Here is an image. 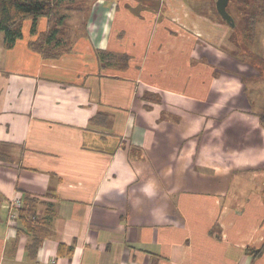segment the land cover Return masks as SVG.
Returning a JSON list of instances; mask_svg holds the SVG:
<instances>
[{
  "label": "crops",
  "instance_id": "crops-1",
  "mask_svg": "<svg viewBox=\"0 0 264 264\" xmlns=\"http://www.w3.org/2000/svg\"><path fill=\"white\" fill-rule=\"evenodd\" d=\"M68 1L59 57L0 37V264H264V75L216 71L215 0Z\"/></svg>",
  "mask_w": 264,
  "mask_h": 264
},
{
  "label": "trees",
  "instance_id": "trees-1",
  "mask_svg": "<svg viewBox=\"0 0 264 264\" xmlns=\"http://www.w3.org/2000/svg\"><path fill=\"white\" fill-rule=\"evenodd\" d=\"M233 2V1H231ZM67 0H0V35H3V46L5 49L11 48L14 43L21 38V26L23 21L30 19L32 21L31 32L36 31V22L40 18H47L54 23L55 27H50L44 34H39L35 41L29 43V47L34 51L40 53L44 58H57L64 50L53 51L48 47V44H54L58 42L57 35L59 34L57 25L62 22L63 17L60 16L56 20L54 19L59 15L60 11L68 9ZM211 14L215 18L227 24L221 19L215 9V3H211ZM229 3L227 5L228 13L233 17L234 24L236 21L234 16L229 11ZM261 9V10H260ZM248 19V34L249 38L255 33L256 23L259 16L264 15V7L259 8L258 11L253 13L244 14ZM234 26V27H235ZM233 27V28H234ZM251 61H259V65L263 64L264 60L260 56L251 55ZM259 121L264 127V116H259ZM24 207L20 209L19 218L23 220L26 228L32 222L31 218L35 217L34 208L37 204V199L26 197L24 200ZM34 234V233H33ZM28 244V251L35 253L41 240L39 237H35ZM259 252H256L258 254Z\"/></svg>",
  "mask_w": 264,
  "mask_h": 264
},
{
  "label": "rangeland",
  "instance_id": "rangeland-1",
  "mask_svg": "<svg viewBox=\"0 0 264 264\" xmlns=\"http://www.w3.org/2000/svg\"><path fill=\"white\" fill-rule=\"evenodd\" d=\"M74 0L68 2L73 3ZM199 4V3H198ZM196 5V4H195ZM201 5V4H199ZM75 6V5H73ZM197 6V5H196ZM229 10L233 14L236 26L231 28L228 24H224L218 21L214 15L211 14L208 20L207 29L204 28L202 32V39L210 44V53L212 56L213 49L218 50L221 54L219 57H223L224 64L222 67L216 68L219 74H231L234 75L233 79L237 81V61L246 62L247 65H252L253 69L258 74L264 75L263 64L259 65V61H251V55H262L264 57V33L263 35L256 36V32L249 38L248 34V19L247 15L264 7V0H236L229 1ZM141 7V6H139ZM146 8V7H144ZM202 12H206V8L202 9ZM261 10V9H260ZM264 20V15H262ZM260 17V16H259ZM264 23V22H263ZM217 24V25H215ZM256 29V26H255ZM0 37H3L1 34ZM258 37V38H257ZM210 56V58H211ZM213 66V65H212ZM246 78V77H245ZM214 79L215 73H214ZM244 86L247 88L248 80H243ZM233 87V85H230ZM229 86V87H230ZM230 87V88H231Z\"/></svg>",
  "mask_w": 264,
  "mask_h": 264
},
{
  "label": "water",
  "instance_id": "water-1",
  "mask_svg": "<svg viewBox=\"0 0 264 264\" xmlns=\"http://www.w3.org/2000/svg\"><path fill=\"white\" fill-rule=\"evenodd\" d=\"M230 0H215V9L223 21L231 28L235 26L233 17L227 11V5Z\"/></svg>",
  "mask_w": 264,
  "mask_h": 264
},
{
  "label": "built area",
  "instance_id": "built-area-1",
  "mask_svg": "<svg viewBox=\"0 0 264 264\" xmlns=\"http://www.w3.org/2000/svg\"><path fill=\"white\" fill-rule=\"evenodd\" d=\"M15 204L19 205V203H15Z\"/></svg>",
  "mask_w": 264,
  "mask_h": 264
}]
</instances>
